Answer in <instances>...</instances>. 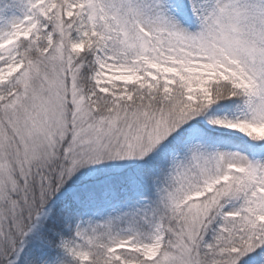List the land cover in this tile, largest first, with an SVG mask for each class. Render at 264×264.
Segmentation results:
<instances>
[{
    "label": "rangeland",
    "instance_id": "rangeland-1",
    "mask_svg": "<svg viewBox=\"0 0 264 264\" xmlns=\"http://www.w3.org/2000/svg\"><path fill=\"white\" fill-rule=\"evenodd\" d=\"M243 1L83 0L108 50L93 56L98 92L137 85L143 77L170 82L182 70L229 80L247 95L240 108L211 109L199 119L196 104L175 120L136 110L95 117L75 84L82 46L61 38L47 47L39 68L20 76L29 85L0 109V194L11 195L17 178L34 175L41 182L39 174L52 168L68 189L131 171L144 176L135 188L121 189L119 201L102 197L65 219L66 235L42 264H86L92 250L114 264H204L192 242L201 229L213 232L215 214L264 230V8L251 24L249 14L236 13ZM55 2L0 0V88L23 67L16 48L34 33L36 14L55 10L59 36L62 22L72 19V2ZM178 125L179 147L166 151L161 168L143 169L145 159L162 155ZM12 210L10 204L2 211L14 216ZM163 212L174 221L172 241ZM219 252L215 264H238V249ZM242 264H264V248Z\"/></svg>",
    "mask_w": 264,
    "mask_h": 264
},
{
    "label": "trees",
    "instance_id": "trees-1",
    "mask_svg": "<svg viewBox=\"0 0 264 264\" xmlns=\"http://www.w3.org/2000/svg\"><path fill=\"white\" fill-rule=\"evenodd\" d=\"M57 1L55 4L59 3V0ZM68 1L74 5V15L69 21L62 22L64 27L61 37L56 34L55 10L50 14H36L37 26L34 33L27 41L19 42L16 48L15 58L23 67L18 75L9 78L0 88L2 96L0 109L7 101L14 99L27 88L29 84L19 81L20 76L36 67L39 68V64L48 57L51 50H47V47L60 38L67 43L77 41L82 46V51L74 63L78 68V72L75 73L77 74L75 84L80 95L85 98L86 106L94 110L95 117L110 116L115 111L127 114L136 110L148 111L149 114L160 118L175 120L190 104H196L194 109L200 112L199 117H196L199 119L211 109L230 111L240 108L247 101L246 93L229 80L196 78L186 75L182 70H179L170 82L159 78L153 81L143 77L140 84L126 87L115 84L109 92L101 94L95 89L91 75L94 70V54L99 49L108 51L101 39L103 31L99 27L94 28L88 20L83 0ZM184 1L173 0L177 4ZM263 8L264 0H244L235 9L236 13L249 14L251 17L249 23L256 24L260 21L257 16H261ZM197 119H190L188 122L194 123ZM176 127V133L165 142L162 155L156 153L155 157L145 159L142 162L143 169H152L156 166L161 168L166 151L173 146L175 149L179 147L183 130L179 125ZM140 172L142 170L91 179L73 189L66 188L67 183L62 182L60 173L54 168L51 172L47 170L39 174L41 182L38 181L40 178L34 179L36 177L34 175L26 176L25 180L17 178L18 188L11 195L0 194V264H42L48 261L53 256L59 240L66 235L63 229L65 219H73L87 208L86 206L100 201L102 197H106L110 204L119 201L122 197L119 194L121 189H133L136 187L135 183L143 179ZM226 201L228 200L222 203ZM10 204L14 216H7L2 211L5 205ZM165 212L160 215L161 224L168 239L172 241L174 221L168 219L169 215ZM208 229L214 230L210 234L207 232L202 234L201 229L196 240L192 242L195 250H198L196 253L201 259L200 263L204 261V264H215L220 257L219 251L224 247L238 249L240 252L238 264H242L243 260L248 258L258 259L264 248V230L260 225L256 226L251 222L247 224L241 217L224 221L218 219L215 214L213 225ZM202 243H206L210 251L204 252ZM106 263L109 261L92 250L86 264Z\"/></svg>",
    "mask_w": 264,
    "mask_h": 264
}]
</instances>
